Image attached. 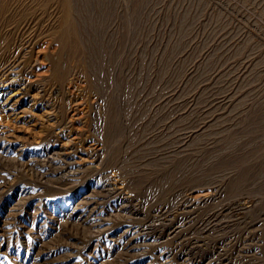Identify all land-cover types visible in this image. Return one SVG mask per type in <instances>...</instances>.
Masks as SVG:
<instances>
[{
    "label": "rangeland",
    "instance_id": "374dc122",
    "mask_svg": "<svg viewBox=\"0 0 264 264\" xmlns=\"http://www.w3.org/2000/svg\"><path fill=\"white\" fill-rule=\"evenodd\" d=\"M71 1L79 51H66L63 93L37 49L57 44L43 35L39 66L21 76L47 92L35 113V90L0 86V130L13 133L0 139V264H194L202 253L203 264H264V0ZM42 99L61 122L41 115ZM70 162L79 175L59 179ZM171 225H183L171 247L134 231Z\"/></svg>",
    "mask_w": 264,
    "mask_h": 264
},
{
    "label": "bare ground",
    "instance_id": "6f19581e",
    "mask_svg": "<svg viewBox=\"0 0 264 264\" xmlns=\"http://www.w3.org/2000/svg\"><path fill=\"white\" fill-rule=\"evenodd\" d=\"M139 7V6H138ZM71 10H72V1L71 0H0V86H4V85H6L5 84V81L7 80H11L12 82V85H14V86H18V87H20L21 89H22V91L24 90V93H27V92H31V91H33V90H35V92H36V88H38L37 86L38 85H33L31 82H33V81H31L32 79L31 78H29V77H27V79H25V80H21V76L22 75H26V71H28V73L29 72H31V73H33L35 70H36V68L39 66V60L36 58V57H34V58H32V53H33V49H34V45H35V43L37 42V38H40L42 35H43V37H45L46 39H47V41H50L52 44L53 43H56L57 44V49H56V51L55 50H53L52 48V52L53 51H55L54 52V55L52 54V52H51V54H50V52H49V50L51 51V49H50V47H49V50L47 51L46 50V47L44 46V45H42V47H44V48H42V47H35V48H37V49H39V48H41L39 51H42V49H45V55L49 58V60H50V62H51V66H52V69H51V74H52V78L53 79H55V81L53 82V80L49 77V82H50V79L52 80V82L54 83V85L56 84L57 86V89L56 90H58V92L60 93V92H62L63 93V90H64V85H65V83H66V81L68 80V78L71 76V74H70V71H73V70H70V68L69 67H72V66H67L66 65V62H68V61H70V59H72V58H70V57H68L67 58V53H66V51L68 50V54H69V51L71 50H73L72 52H74L75 54L77 53V51H79L78 49H79V43H77V41H79L78 40V38H79V36H78V32H77V29H76V27L77 26H75L76 24L74 23V20H73V17H72V15H71ZM73 16H74V14H73ZM109 27V26H108ZM81 28V27H80ZM87 29V28H86ZM90 29V28H89ZM91 30V29H90ZM34 32V33H33ZM86 32V31H85ZM94 32V31H93ZM90 33V32H89ZM96 33V32H95ZM94 34V33H93ZM41 35V36H40ZM45 38H43V39H45ZM93 38V37H92ZM41 39V38H40ZM42 39V40H43ZM80 39V38H79ZM72 40V41H71ZM41 40H39V42H40ZM46 41V42H47ZM248 41V40H247ZM42 42V41H41ZM44 43H45V40L43 41ZM42 42V43H43ZM50 42H48V43H50ZM81 42V41H80ZM245 42V41H244ZM47 43V44H48ZM86 43V42H85ZM95 43V42H94ZM247 43V42H246ZM39 45H40V43H39ZM220 45V44H219ZM232 45V44H231ZM238 45V44H237ZM244 45V44H243ZM243 45H242V47H243ZM222 46V45H221ZM236 46V45H235ZM257 46V45H256ZM91 47V46H90ZM196 47V46H195ZM81 48V47H80ZM230 48V47H229ZM228 48V49H229ZM236 48V47H235ZM36 49V50H37ZM82 49V48H81ZM83 50V49H82ZM86 50V49H85ZM233 50V49H232ZM88 51V50H87ZM215 51V50H214ZM227 51V50H226ZM34 52H36L35 50H34ZM82 52V51H81ZM86 52V51H85ZM85 52H84V54H85ZM66 53V54H65ZM72 54V53H71ZM41 55L42 54H40V57H41ZM43 55H44V53H43ZM43 55H42V57H43ZM83 55V54H82ZM251 55V54H250ZM36 56V55H35ZM72 56V55H71ZM74 56V55H73ZM76 56V55H75ZM78 56V55H77ZM236 56V55H235ZM81 57V56H80ZM90 58V57H89ZM68 61H67V60ZM77 59H78V57H77ZM41 60H43L42 58H41ZM79 60V59H78ZM91 60V59H90ZM48 61V60H47ZM81 61H82V59H81ZM93 61V60H92ZM43 62V61H42ZM74 63V62H73ZM72 63V64H73ZM77 63V62H76ZM90 63V62H89ZM92 63V62H91ZM248 63V62H247ZM50 64V63H49ZM230 64V63H229ZM233 64V63H232ZM79 65V64H78ZM78 65H76V66H78ZM253 65H254V63H253ZM231 66V65H230ZM236 66V65H235ZM79 67V66H78ZM81 67H83V65L81 66ZM86 68V67H85ZM191 68V67H190ZM227 68V67H226ZM72 69V68H71ZM76 70H78V69H76ZM86 70V69H85ZM248 70V69H247ZM82 71H84V70H79V72H82ZM77 72V71H76ZM194 72V71H193ZM250 72V71H249ZM78 73V72H77ZM51 74H49V75H51ZM191 74V73H190ZM35 75V74H34ZM70 75V76H69ZM244 75H245V73H244ZM94 76H96V75H94ZM26 77V76H25ZM84 77V76H83ZM87 77H89V76H87ZM188 77V76H187ZM186 77V78H187ZM216 77V76H215ZM32 78H34V77H32ZM85 78V77H84ZM90 78V77H89ZM222 78V77H221ZM70 79V78H69ZM75 79V78H74ZM242 79V78H241ZM4 81V82H3ZM71 81V80H70ZM88 81H89V79H88ZM92 81V80H91ZM185 81V80H184ZM49 82L47 83V84H49ZM72 82V81H71ZM81 82V81H80ZM79 82V83H80ZM8 83V82H7ZM42 83V82H41ZM185 83V82H184ZM37 84V83H36ZM68 84H69V81H68ZM44 87H47V85L45 84V86ZM49 87H50V84H49ZM52 87V86H51ZM74 87V86H73ZM14 88V87H13ZM17 88V87H16ZM15 88V89H16ZM40 88H41V86H40ZM43 88V87H42ZM95 88V87H94ZM15 89H13V90H15ZM39 89V88H38ZM37 89V90H38ZM72 89V88H71ZM55 90V89H54ZM73 90V89H72ZM46 90L44 89V90H42V91H37L33 96H32V100L33 101H31V102H28V106L26 107V110H29L31 113L32 112H34L33 111V106H34V104H36L37 102H36V100H37V98L36 97H43V93L45 92ZM193 91V90H192ZM191 91V92H192ZM203 91V90H202ZM17 92V91H16ZM41 92H43V93H41ZM72 92V91H71ZM225 92V91H224ZM32 93V92H31ZM47 92H45V94H46ZM61 93V94H62ZM66 93V92H65ZM190 93V92H189ZM12 94V93H11ZM30 94V93H29ZM28 94V95H29ZM33 94V93H32ZM71 94V93H70ZM39 95H42V96H39ZM196 95V94H195ZM216 95V94H215ZM219 95V94H218ZM10 96V95H9ZM26 96H27V94H26ZM176 96V95H175ZM47 97V96H46ZM61 97L63 98V95H61ZM76 97V96H75ZM246 97V96H245ZM6 98H8V97H6ZM17 99V98H16ZM61 99V98H60ZM70 100H71V98H69ZM175 99H177V98H175ZM47 100V99H46ZM45 100V101H46ZM50 100V99H49ZM70 100H68V101H70ZM174 100V99H173ZM45 101L42 99V100H40L39 102H41V106H40V110L42 111V113H41V115L44 117H47V115H49V113L52 115L51 116V118H49V117H47V122H50V124L51 125H53V124H55L56 122H61V120L63 119V113H62V110H61V114L60 115H58L57 114V112H55V109H54V103H50V101H48V104L46 103V105H45ZM63 101V100H62ZM64 101H66V100H64ZM194 101V100H193ZM17 102V101H16ZM16 102H15V104H16ZM47 102V101H46ZM163 102V101H162ZM1 103V102H0ZM62 103V102H61ZM72 103V102H71ZM129 103V102H128ZM3 104V103H2ZM64 104V103H63ZM66 104H67V102H66ZM167 104H169V103H167ZM140 105V104H139ZM160 105V104H159ZM193 105V104H192ZM0 106H1V104H0ZM13 106V105H12ZM11 106V107H12ZM26 106V105H25ZM65 106V105H64ZM88 106V105H87ZM233 106V105H232ZM234 107V106H233ZM70 108V107H69ZM90 108V107H89ZM155 108V107H154ZM185 108V107H184ZM25 109V108H24ZM57 109V108H56ZM62 109V108H61ZM164 108H162V110H163ZM231 109H233V108H231ZM175 110V109H174ZM211 110V109H210ZM49 111H53V112H49ZM143 111V113L145 112L144 110H142ZM193 111V110H192ZM128 112V111H127ZM147 112V111H146ZM166 112V111H165ZM35 113V112H34ZM65 113V112H64ZM139 113V112H138ZM154 113V112H153ZM169 113V112H168ZM172 113V112H171ZM38 114V113H37ZM141 114V116L143 115L142 113H140ZM40 115V114H39ZM128 115V114H127ZM139 115V114H138ZM145 115H147V114H145ZM145 115H143V116H145ZM150 115V114H149ZM170 115V114H169ZM158 116H159V114H158ZM44 117V118H45ZM108 117V116H107ZM110 117H112V116H110ZM150 117V116H149ZM153 117H155L154 115H153ZM65 118V117H64ZM92 118V117H91ZM151 118H152V115H151ZM157 118V117H156ZM164 118V117H163ZM207 118V117H206ZM205 118V119H206ZM209 118V117H208ZM124 119H125V117H124ZM140 119V118H139ZM142 119V118H141ZM149 119V118H148ZM178 119V118H177ZM136 120V119H135ZM150 121H151V119H149ZM153 120V119H152ZM162 120V118L160 119V121ZM164 120V119H163ZM95 121V120H94ZM155 121H157V120H155ZM154 121V122H155ZM165 121V120H164ZM46 122V123H47ZM128 122V121H127ZM143 122H145V119H144V121ZM226 122V121H225ZM149 123V122H148ZM173 123H175V122H173ZM172 123V124H173ZM178 123H179V121H178ZM65 124V123H64ZM61 125L58 129H59V131L56 133L57 134V136L59 137L60 135L59 134H63V132L65 131V129H66V125ZM127 124V123H126ZM144 123H142V125H143ZM152 125V124H151ZM154 125H155V123H154ZM209 125V124H208ZM88 126V125H87ZM137 126V125H136ZM144 126V125H143ZM147 126H150V123H149V125H146V127ZM184 126V125H183ZM204 126V125H203ZM49 127V126H48ZM51 127V126H50ZM132 127V126H131ZM138 127V126H137ZM142 127V126H141ZM146 127H144V128H146ZM166 127V126H165ZM213 127V126H212ZM14 128V127H13ZM13 128L11 129V130H13ZM89 128V127H88ZM91 128V127H90ZM136 128V127H135ZM140 128V127H139ZM143 128V127H142ZM191 128V127H190ZM148 129H152L151 127H149ZM168 129V128H167ZM166 129V130H167ZM186 130H187V128H185ZM192 129V128H191ZM202 129V128H201ZM201 129H199V130H201ZM204 129V128H203ZM87 130V129H86ZM199 130L198 129H196V130H193V131H191L190 132V134H189V137L191 138V137H193V138H195V136H197L198 135V133H199ZM101 131V130H100ZM9 132V131H8ZM13 132V131H12ZM53 132H54V130H53ZM52 132V130H51V134H54ZM89 132V131H88ZM146 132V131H145ZM161 132V131H160ZM99 133V132H98ZM111 133V132H110ZM134 133V132H133ZM213 133V132H212ZM13 134V133H12ZM12 134L11 133H7V131H4V129L2 130H0V139H5L6 141H10L11 140V138L13 137L12 136ZM140 134H141V132H140ZM169 134V133H168ZM183 134V133H182ZM181 134V135H182ZM201 134V133H200ZM217 134V133H216ZM28 135V134H27ZM26 135V136H27ZM66 135V134H65ZM136 135V134H135ZM170 135V134H169ZM172 135V134H171ZM179 135V134H178ZM22 136V135H21ZM64 136V135H63ZM131 136V135H130ZM152 136V135H151ZM157 136V135H156ZM167 136V135H166ZM177 136V135H176ZM199 136H201V135H199ZM17 137V136H16ZM65 137V136H64ZM127 137V136H126ZM140 137V136H139ZM163 137V136H162ZM222 137V136H221ZM18 138V137H17ZM16 138V139H17ZM56 139H58V138H56ZM63 140V139H62ZM67 140H69V139H67ZM71 140V139H70ZM69 140V142H71ZM131 140V139H130ZM141 140V139H140ZM194 140L195 139H193V143H195L194 142ZM5 141V142H6ZM135 141V140H134ZM138 142H139V140H137ZM169 141V140H168ZM216 141V140H215ZM214 141V142H215ZM63 142H65V141H63ZM68 142V143H69ZM14 143V142H13ZM135 143V142H134ZM155 143V142H154ZM187 143V142H186ZM185 143V144H186ZM190 143V142H189ZM188 143V144H189ZM215 143H217V142H215ZM20 144V143H19ZM104 144V143H103ZM152 144V143H151ZM177 144V143H176ZM192 144V143H191ZM211 144V143H210ZM148 145V144H147ZM193 145V144H192ZM197 145H199V144H197ZM202 145V144H201ZM12 146V145H11ZM209 146V145H208ZM1 147V146H0ZM76 147V146H75ZM98 147V146H97ZM140 147V146H139ZM142 147V146H141ZM182 147V146H181ZM189 147V146H188ZM150 148V147H149ZM156 148V147H155ZM184 148V147H183ZM19 149V148H18ZM108 149V148H107ZM144 149V148H143ZM17 150V149H16ZM142 150V149H141ZM147 150V149H146ZM194 150V149H193ZM4 151V150H3ZM87 151H89V150H87ZM144 151H145V149H144ZM151 151V150H150ZM189 151V150H188ZM4 152H6V150L4 151ZM58 152V151H57ZM198 152V151H197ZM196 152V153H197ZM206 152V151H205ZM208 152V151H207ZM51 153V152H50ZM59 153V152H58ZM155 153V152H154ZM157 153V152H156ZM178 153V152H177ZM181 153H182V151H181ZM1 154V153H0ZM6 154V153H5ZM15 154V153H14ZM88 154V153H87ZM122 154V153H121ZM148 154V153H147ZM180 154V153H179ZM60 155V154H59ZM21 156V155H20ZM160 156H162V155H160ZM14 157H16V156H14ZM128 157V156H127ZM15 159V158H14ZM22 159V158H21ZM63 159H64V157H63ZM137 159V158H136ZM141 159V158H140ZM156 159V158H155ZM168 159V158H167ZM74 160V159H73ZM185 160V159H184ZM18 161H19V159H18ZM59 161V160H58ZM57 161V162H58ZM62 161V160H61ZM150 161V160H149ZM48 162V161H47ZM125 162H128V160L126 161L125 160ZM184 162V161H183ZM21 163V162H20ZM115 163V162H114ZM165 163V162H164ZM23 164V163H22ZM29 164V163H28ZM71 164H73L72 162H70L69 164H65V165H59L58 166V169L61 167V166H64V168H60L59 169V179L60 178H62L63 179V175H65V174H69L70 176H76L77 174H78V171L79 170H77V168H75V166L73 167ZM94 164V163H93ZM147 164H149L148 162H147ZM151 164V163H150ZM25 165H27V163H25ZM140 165V164H139ZM194 165V164H193ZM55 166H57V165H55ZM146 166V165H145ZM149 166V165H148ZM162 166V165H161ZM77 167V166H76ZM128 167V166H127ZM133 167V166H132ZM157 167V166H156ZM75 168V169H74ZM134 168V167H133ZM23 169H24V167H23ZM26 169V168H25ZM57 169V168H56ZM99 169V168H98ZM129 169V168H128ZM5 170V169H4ZM112 171H113V169H112ZM111 171V172H112ZM80 172V171H79ZM117 173V172H116ZM136 173H138V172H136ZM192 174V173H191ZM34 175V174H33ZM79 175V174H78ZM77 175V176H78ZM113 175V174H112ZM117 175V174H116ZM182 175V174H181ZM189 175V174H188ZM62 176V177H61ZM90 176V175H89ZM112 177V176H111ZM140 177H142V176H140ZM114 178V177H113ZM157 178V177H156ZM10 179V178H9ZM70 179V178H69ZM118 179V178H117ZM134 179V178H133ZM20 180V179H19ZM77 180V179H76ZM71 181V180H70ZM73 181V180H72ZM216 183V182H215ZM209 184V183H208ZM94 185V184H93ZM61 187V186H60ZM193 187V186H192ZM22 188V187H21ZM102 188V187H101ZM27 189V188H26ZM79 190V189H78ZM119 190H120V188H119ZM117 192V191H116ZM205 194H207V193H204V195L202 196L201 195V197L200 198H192V196H191V198H189V200H188V204H189V206L190 207H192L193 209L195 208V206L197 205V204H199V202H200V200L199 199H205V198H207V196H209V195H207V196H205ZM209 194V193H208ZM138 195V194H137ZM240 195V194H239ZM128 196V195H127ZM17 198V197H16ZM27 198V197H26ZM84 199V198H83ZM29 200V199H28ZM186 201V200H185ZM203 201V200H202ZM29 202V201H28ZM44 202V201H43ZM86 202V204L84 205L85 206V208H89V206H90V202L89 201H85ZM126 202V201H125ZM207 202V201H206ZM252 203V202H251ZM127 204V203H126ZM236 204V203H235ZM20 205H21V203H20ZM19 205V206H20ZM128 205V204H127ZM239 205V204H238ZM238 205H237V207H238ZM245 205V204H244ZM83 206V207H84ZM188 206V205H187ZM188 206V207H189ZM240 206V205H239ZM126 207V206H125ZM178 207V206H177ZM236 207V206H235ZM236 207V208H237ZM39 208V207H38ZM37 208V209H38ZM75 208V207H74ZM77 208V207H76ZM99 208V207H98ZM239 208V207H238ZM89 209H93V207H91V208H89ZM138 209V208H137ZM160 209V208H159ZM135 210V209H134ZM220 210V209H219ZM233 210V209H232ZM149 211V210H148ZM243 211V210H242ZM246 211V210H245ZM10 212V211H9ZM72 212V211H71ZM240 212V211H239ZM73 213V212H72ZM81 213V212H80ZM96 213V212H95ZM195 213V212H194ZM230 213V212H229ZM155 214V213H154ZM157 214V213H156ZM233 214H234V212H233ZM239 214V213H238ZM242 214V213H241ZM241 214H240V216H241ZM244 214V213H243ZM237 215V213L235 212V216ZM54 216V215H53ZM133 216V215H132ZM202 216V215H201ZM234 216V215H233ZM232 216V217H233ZM140 217V216H139ZM157 216L155 215V218H156ZM223 217V216H222ZM249 217V216H248ZM12 218V217H11ZM225 218V217H224ZM227 218V217H226ZM225 218V219H226ZM230 218V217H229ZM173 219V218H172ZM197 219V218H196ZM213 219V218H212ZM7 220V219H6ZM12 220V219H11ZM28 220V219H27ZM186 220V219H185ZM153 221H155V220H153ZM151 222V221H150ZM245 222H246V220H245ZM249 222V221H248ZM151 223H153V222H151ZM179 223V222H178ZM231 223V222H230ZM238 223V222H237ZM215 224V223H214ZM242 224V223H241ZM236 225V224H235ZM144 226V225H143ZM142 226V227H143ZM150 226V225H149ZM156 225H154V227H155ZM157 226H160V225H157ZM166 226V225H165ZM185 226V228H184V230L186 229V225H184ZM188 226H191V225H188ZM193 226V225H192ZM202 226V225H201ZM222 226V225H221ZM229 226V225H228ZM227 226V227H228ZM231 226V225H230ZM233 226V225H232ZM242 226V225H241ZM240 226V227H241ZM245 226V225H244ZM243 226V227H244ZM251 226V225H250ZM258 226V225H257ZM34 227V226H33ZM134 227H136V226H134ZM146 227V226H145ZM162 227H164L163 225H162ZM195 227V226H194ZM200 227V226H199ZM209 227V226H208ZM216 227V226H215ZM219 227H220V225H219ZM239 227V226H238ZM239 227V228H240ZM255 227V226H254ZM128 228V227H127ZM153 228V227H152ZM151 227H150V230L152 229ZM156 228V227H155ZM158 228V227H157ZM198 228V227H197ZM197 228H194V229H197ZM203 228V227H202ZM204 228H206V227H204ZM253 228V227H252ZM18 229V228H17ZM132 229V228H131ZM148 229V228H147ZM183 229V225H171V226H169V227H167V228H162V229H157V230H155L154 228L151 230L152 232H141L142 231V229H140L139 227L137 228V229H135L134 231L138 234V235H140V233H143V234H141L142 236H144V238L143 239H145V240H151L152 238H154V239H156V240H159V241H162V240H164V238L166 239L164 242L165 243H163V241L162 242H160V243H163V244H167L168 242H169V239H168V241H167V237L168 236H172V238L174 239V237L173 236H176V235H178V234H180L181 233V230ZM187 229H189V228H187ZM187 229H186V231H187ZM191 229V228H190ZM193 229V230H194ZM201 229V228H200ZM199 229V230H200ZM212 229V228H211ZM223 229V228H222ZM233 229H235V227L233 228ZM244 229H250V228H244ZM149 230V231H150ZM210 230V229H209ZM215 230V229H214ZM241 230H242V228H241ZM206 231V230H205ZM207 231H208V229H207ZM220 231H221V229H220ZM228 231V230H227ZM230 231V230H229ZM234 231V230H233ZM249 231V230H248ZM250 231H251V229H250ZM126 232V231H125ZM195 232H197V231H194V233ZM200 232V231H199ZM232 232V231H231ZM241 232V231H240ZM253 231H251V233H252ZM190 233V232H189ZM193 233V232H192ZM198 233V232H197ZM196 233V234H197ZM207 233V232H206ZM208 233H209V231H208ZM207 233V234H208ZM211 233V235L212 234H214V233H212V231L210 232ZM220 233V232H219ZM230 233V232H229ZM235 233H236V230H235ZM247 233H249V232H247ZM36 234V233H35ZM40 234V233H39ZM126 234V233H125ZM187 234V233H186ZM186 234H185V236H186ZM202 234V233H201ZM206 234V235H207ZM215 234H217V232H215ZM237 234H239V232L237 233ZM244 234H246V233H244ZM254 234V233H253ZM42 235V234H41ZM131 235V234H130ZM182 235V234H181ZM184 235V234H183ZM190 235H192L191 233H190ZM206 235H205V237H206ZM211 235H209L208 234V236H211ZM251 235V234H250ZM195 236H197V237H195ZM194 237L196 238V239H204V234H203V238H201V235L199 236L200 238H198V235H195ZM207 236V237H208ZM215 236V235H214ZM224 236V235H223ZM242 236V235H241ZM256 236H258V234L256 235ZM262 236V235H261ZM130 237V236H129ZM177 237V236H176ZM175 237V238H176ZM216 237V236H215ZM219 237V236H218ZM221 237V236H220ZM235 237V236H234ZM264 237V236H263ZM179 238V237H178ZM191 238V237H190ZM193 238V237H192ZM193 239L194 241L196 240V239ZM208 238H210V237H208ZM207 238V239H208ZM211 238H212V236H211ZM214 238V237H213ZM230 238V237H229ZM136 239V238H135ZM162 239V240H161ZM207 239H206V241H207ZM217 239V238H216ZM258 239V238H257ZM75 240V239H74ZM132 240V239H131ZM137 240V239H136ZM141 240V239H140ZM153 240V239H152ZM172 240V239H171ZM171 240H170V244H172V243H174V242H172L171 243ZM180 240V239H179ZM185 240H187V239H185ZM205 240V239H204ZM203 240V241H204ZM212 241H213V239H211ZM224 240V239H223ZM234 240V239H233ZM241 240V239H240ZM247 240V239H246ZM250 240V239H249ZM112 241V240H111ZM173 241V240H172ZM188 241H190V240H188ZM197 241V240H196ZM202 241V242H203ZM206 241H204V242H206ZM211 241V242H212ZM220 241V240H219ZM232 241V240H231ZM242 241V240H241ZM240 241V242H241ZM151 242V241H150ZM177 242V241H176ZM179 242V241H178ZM178 242H177V244H178ZM200 242V241H199ZM202 242L200 243V245L202 244ZM224 242V241H223ZM243 242H245V241H243ZM242 242V243H243ZM255 242V241H254ZM22 243V242H21ZM132 243V242H131ZM154 243V242H153ZM168 243V244H169ZM181 243H182V241L179 243V245H177L178 247L181 245ZM218 243V242H217ZM225 243V242H224ZM231 243V242H230ZM241 243V244H242ZM251 243V242H250ZM141 244V243H140ZM169 244V245H170ZM183 244V243H182ZM184 244H187V245H189L188 243H184ZM191 244V243H190ZM210 243H208V245H209ZM214 244V243H213ZM216 244V243H215ZM222 244V243H221ZM234 244V243H233ZM232 244V245H233ZM235 244H237V243H235ZM246 244V243H245ZM245 244L243 243V246L245 247ZM248 244V243H247ZM253 244V243H252ZM38 245V244H37ZM79 245V244H78ZM128 245V244H127ZM174 245V244H173ZM172 245V246H173ZM187 245H185V246H187ZM193 245H195V243L193 244ZM198 245V244H197ZM200 245H198V246H200ZM206 245V244H205ZM207 245V246H208ZM226 245V244H225ZM100 246V245H99ZM131 246H133L132 244H131ZM148 246V245H147ZM154 246H156L157 247V245H154ZM176 246V247H177ZM184 246V245H183ZM212 246V245H211ZM215 246V245H214ZM220 246V245H219ZM222 246V245H221ZM224 246V245H223ZM222 246V248L224 249V247ZM236 246V245H235ZM22 247V246H21ZM126 247V246H125ZM170 247H171V245H170ZM188 247V246H187ZM191 247V246H190ZM229 247V246H228ZM227 247V248H228ZM241 247H242V245H241ZM159 248V247H158ZM162 248L164 249L165 247H163L162 246ZM181 248V247H180ZM179 248V249H180ZM217 248V247H216ZM238 248V247H237ZM162 249V250H163ZM178 249V248H177ZM183 249V248H182ZM189 249V248H188ZM195 249H197V248H195ZM200 249H202L201 247H200ZM211 249V248H210ZM222 249V250H223ZM231 249V248H230ZM230 249H229V251H230ZM240 249V248H239ZM166 250V249H165ZM168 250V249H167ZM167 250H166V252H167ZM214 250H216V249H214ZM224 250H226V248L224 249ZM228 250V249H227ZM231 250H233V248L231 249ZM235 250H237V249H235ZM234 250V251H235ZM242 250V249H241ZM54 251V250H53ZM168 251H170V250H168ZM180 251V250H179ZM189 250H187V251H185V252H188ZM191 251V250H190ZM193 251V250H192ZM198 251V250H197ZM204 251H205V249H204ZM95 252V251H94ZM162 252V251H161ZM163 252H164V250H163ZM176 252V251H175ZM175 252H173V253H175ZM177 252H178V250H177ZM182 252H183V250H182ZM194 252V251H193ZM199 252V251H198ZM208 252V251H207ZM223 252V251H222ZM233 252V251H232ZM238 252H236V254H237ZM27 254V253H26ZM169 254V253H168ZM182 254H184V252L182 253ZM191 254V253H190ZM194 254H196V253H194ZM194 254H191V255H194ZM212 254V253H211ZM226 254V253H225ZM235 254V253H234ZM238 254H241L240 252L238 253ZM202 255V257L200 258V259H196L195 261H194V264H203V261H204V258H205V256H203L204 254L202 253V254H200V256ZM230 255V254H229ZM186 256V255H185ZM224 256V255H223ZM231 256H233L232 254H231ZM230 256V257H231ZM173 257L175 258V260H176V258H180V257H178L177 256V254H173ZM187 257H188V255H187ZM193 257V256H192ZM209 257H211V255L209 256ZM217 257H219V256H217ZM161 258V257H160ZM164 258V257H163ZM189 258H191L190 256H189ZM187 259V261H188V263L186 262V264H193V261H192V258L191 259ZM196 258V257H195ZM212 258V257H211ZM210 258V259H211ZM226 258H228V256L226 257ZM182 259H183V256H182ZM207 259H208V257H207ZM220 259V258H219ZM245 259V258H244ZM177 261H178V259H177ZM185 261V260H184ZM207 261V260H206ZM228 261V260H227ZM222 262V264H227L228 262ZM162 262V261H161ZM168 262H170V260L168 261ZM165 263V262H164ZM173 263H174V260H173ZM172 263V264H173Z\"/></svg>",
    "mask_w": 264,
    "mask_h": 264
}]
</instances>
